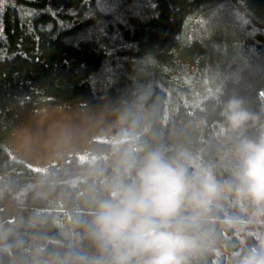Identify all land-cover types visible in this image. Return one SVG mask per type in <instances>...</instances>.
Segmentation results:
<instances>
[{
    "label": "trees",
    "instance_id": "16d2710c",
    "mask_svg": "<svg viewBox=\"0 0 264 264\" xmlns=\"http://www.w3.org/2000/svg\"><path fill=\"white\" fill-rule=\"evenodd\" d=\"M262 19L264 0H0V210L15 213L0 226V264L22 260L41 239L45 264H100L87 224L105 194L113 142L93 144L94 162L70 157L37 172L4 141L46 105L97 108L120 98L136 123L128 146L185 148L221 185L208 240L190 264H234L264 242V211L229 190L240 141L264 139ZM181 57L200 69L191 86L178 83ZM231 98L250 114L236 131L221 116Z\"/></svg>",
    "mask_w": 264,
    "mask_h": 264
},
{
    "label": "clouds",
    "instance_id": "9594fccd",
    "mask_svg": "<svg viewBox=\"0 0 264 264\" xmlns=\"http://www.w3.org/2000/svg\"><path fill=\"white\" fill-rule=\"evenodd\" d=\"M224 126L239 130L250 119L241 100L223 102ZM234 189L264 211V139H243ZM111 174L94 199L87 229L100 264H190L208 240L207 215L222 188L200 157L185 148H134L117 138ZM234 264H264V242L238 252Z\"/></svg>",
    "mask_w": 264,
    "mask_h": 264
},
{
    "label": "rangeland",
    "instance_id": "374dc122",
    "mask_svg": "<svg viewBox=\"0 0 264 264\" xmlns=\"http://www.w3.org/2000/svg\"><path fill=\"white\" fill-rule=\"evenodd\" d=\"M242 9L244 13L252 11L247 3ZM259 22L264 24V19ZM176 61L175 71L177 78L181 79L178 83L183 86L194 84L201 75L197 65L189 57ZM130 112L123 98L97 108L83 104L46 105L19 118L5 138V146L13 159L37 172H46L70 157L94 162L100 154L93 144L112 143L117 138L127 139L135 133L136 123ZM63 212L66 213V209ZM14 218L13 210H0V226ZM36 241L26 256L15 264L46 263L44 250L48 239Z\"/></svg>",
    "mask_w": 264,
    "mask_h": 264
}]
</instances>
